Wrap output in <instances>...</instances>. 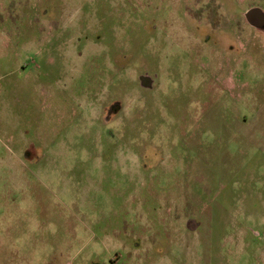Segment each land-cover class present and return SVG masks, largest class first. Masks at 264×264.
Here are the masks:
<instances>
[{
    "label": "rangeland",
    "instance_id": "rangeland-1",
    "mask_svg": "<svg viewBox=\"0 0 264 264\" xmlns=\"http://www.w3.org/2000/svg\"><path fill=\"white\" fill-rule=\"evenodd\" d=\"M264 0H0V264H264Z\"/></svg>",
    "mask_w": 264,
    "mask_h": 264
},
{
    "label": "flooded vegetation",
    "instance_id": "flooded-vegetation-1",
    "mask_svg": "<svg viewBox=\"0 0 264 264\" xmlns=\"http://www.w3.org/2000/svg\"><path fill=\"white\" fill-rule=\"evenodd\" d=\"M257 28H259V29H263V28H264V24L259 25Z\"/></svg>",
    "mask_w": 264,
    "mask_h": 264
}]
</instances>
